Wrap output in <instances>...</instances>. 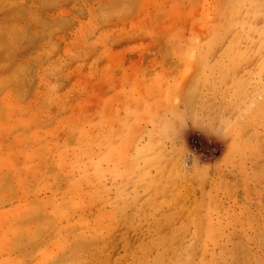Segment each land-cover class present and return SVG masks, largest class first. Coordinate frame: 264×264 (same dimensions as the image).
Segmentation results:
<instances>
[{"label":"rangeland","instance_id":"374dc122","mask_svg":"<svg viewBox=\"0 0 264 264\" xmlns=\"http://www.w3.org/2000/svg\"><path fill=\"white\" fill-rule=\"evenodd\" d=\"M236 1L0 0V264H73L81 217L103 263L264 264V11L222 30Z\"/></svg>","mask_w":264,"mask_h":264},{"label":"bare ground","instance_id":"6f19581e","mask_svg":"<svg viewBox=\"0 0 264 264\" xmlns=\"http://www.w3.org/2000/svg\"><path fill=\"white\" fill-rule=\"evenodd\" d=\"M252 6V5H251ZM249 7V8H246L245 7V3H244V0H237L234 4L232 5H226L225 6V9H223V21L221 23V26L220 28L222 30H224L226 28V21L228 20L227 18L228 17H231V15H235L236 16H239L240 14H242L243 16V13L245 15H251L250 17H252L253 19L256 18L258 15L261 14V12L264 11V2L261 3L260 7ZM222 17V18H223ZM244 17V16H243ZM249 17V18H250ZM246 18V17H244ZM248 18V19H249ZM231 21V20H230ZM245 21H242L239 23V25L237 24L238 26V29L243 33L244 31V25L242 23H244ZM234 26V25H233ZM225 27V28H224ZM231 27V26H230ZM224 28V29H223ZM246 29V28H245ZM248 29V28H247ZM239 31V32H240ZM246 31V30H245ZM250 31H252V34H255L257 36V39L258 40H261L264 38V27L262 28H250ZM241 33V35H242ZM245 34L244 35H247L246 32H244ZM239 36V35H238ZM243 37V36H242ZM240 38V37H239ZM244 38V37H243ZM249 38V37H247ZM242 41V40H241ZM250 41V39H249ZM253 42V41H251ZM257 43V42H256ZM96 177V168H93V172H90L89 173H86L85 175V179L87 180V177ZM89 179V178H88ZM93 179V178H92ZM91 179V180H92ZM129 179V178H128ZM90 180V179H89ZM130 180V179H129ZM128 180V181H129ZM153 183V182H152ZM151 183V185H152ZM148 187V186H146ZM154 188V187H153ZM143 190V189H142ZM146 190V189H145ZM148 190V189H147ZM163 190V188L161 189V191ZM144 192V191H143ZM149 192V191H147ZM147 192H144V193H147ZM142 193V192H141ZM150 193V192H149ZM96 195V191H95V194ZM149 195V194H148ZM153 206V205H152ZM158 210H160L159 208H157ZM157 212V211H156ZM80 224L82 226V234H80V236H82L80 239H78V243L77 245L73 248L72 252H71V255H73V264H111L109 262V260H105L104 263L102 260H100V257L99 255L100 254H103V251L100 250V251H96V231L91 234V230H90V223L84 218V217H81L80 218ZM94 228V227H93ZM79 254H83L85 255L84 257L80 258V257H77V255ZM203 255V254H202ZM127 258H130L132 257V253H129V254H126ZM185 258V257H184ZM189 259V260H188ZM183 260V259H182ZM117 263V261H115ZM131 262L133 263H137V264H148L146 261H136L134 259L131 258ZM171 262V261H170ZM176 262V261H175ZM174 262V263H175ZM190 262V258H187L185 261H178L179 264H189ZM157 264H160V259H158L156 261ZM165 263V262H163ZM204 263V262H203ZM173 264V263H172ZM177 264V263H176Z\"/></svg>","mask_w":264,"mask_h":264}]
</instances>
